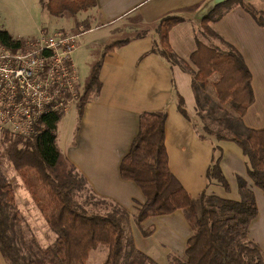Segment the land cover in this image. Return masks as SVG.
Instances as JSON below:
<instances>
[{"label": "trees", "instance_id": "1", "mask_svg": "<svg viewBox=\"0 0 264 264\" xmlns=\"http://www.w3.org/2000/svg\"><path fill=\"white\" fill-rule=\"evenodd\" d=\"M255 4L250 0H228L209 11L201 20L204 35L211 42L198 37V48L191 60L197 67L193 71V88L197 100V116L203 121L207 115L220 110L224 116L230 135L214 131L210 124L201 122V130L194 116L188 112L183 96L179 93L178 107L190 119L202 139H209L213 146L214 157L207 176L209 183L214 181L230 191V184L220 163L222 148L217 141L230 140L237 143L246 158L248 175L255 185L264 191V129L248 128L243 116L254 102L252 73L242 53L225 40L210 25L223 12L221 7L231 9L242 6L255 20L264 25V0ZM43 9L50 16L62 18L76 16L82 11L97 5V0H42ZM184 20L179 14H168L159 20L158 41L153 51L165 57L172 64H186L174 54L169 42L173 26ZM77 31L91 28L89 19L76 22ZM3 44L18 48L28 38L14 36L7 29H0ZM217 40L215 43L213 40ZM129 39L112 42L105 47L109 52L124 45ZM102 60L93 69L86 90L77 104L79 116L92 91L101 88L99 72ZM213 86L216 98L213 99L206 88ZM202 87V88H201ZM216 100V101H215ZM230 106L232 114L224 106ZM65 112L46 116L38 125L40 133L23 138L9 131L4 133V146L0 149V164L7 160L15 172L22 177L33 200L47 220L49 229L57 234L54 244L29 256L21 253L20 245L12 239L13 226L16 225L14 211L15 193L10 183L0 186V250L9 264H86L92 249L100 243L109 247L103 264H159L153 258L139 251L133 240L123 239L124 228L129 225V212L111 200L96 195L89 188L86 178L74 166L60 172L58 163L61 152L58 147L57 131ZM167 112L145 111L139 116V132L129 151L120 164L123 179L132 180L140 186L146 196L135 217L143 229V222L159 215L171 214L179 209L186 212L188 222L193 228L186 247V257L176 254L170 256L169 264H264V251L249 236V227L258 215V204L254 190L245 178L238 176L240 199L225 198L202 192L193 196L172 172L166 147ZM1 168V166H0ZM65 171V170H63ZM88 188V189H86ZM77 192L80 195L77 197ZM6 195V199L2 196ZM148 236L152 230H143ZM16 239L17 236H14ZM19 240V236L18 239Z\"/></svg>", "mask_w": 264, "mask_h": 264}, {"label": "crops", "instance_id": "2", "mask_svg": "<svg viewBox=\"0 0 264 264\" xmlns=\"http://www.w3.org/2000/svg\"><path fill=\"white\" fill-rule=\"evenodd\" d=\"M209 2L97 0L95 7L81 12V19L77 16L79 13L72 17L75 19L72 28H76L77 21L89 19L91 22L90 29L74 32L78 35V48L84 45L82 53L93 51L87 60L90 70L86 83L83 84L80 76L81 94L86 90L94 66L102 60L99 72L101 88L96 93H89L74 138L65 140L64 145L58 144V147L65 161L85 176L89 188L96 195L113 201L129 212L137 248L150 252L152 258L161 264H168L171 254L186 257L193 228L182 209L146 219L142 223L143 229L136 223L135 217L146 196L138 184L121 177L120 164L139 132V116L145 111L167 112L169 165L190 194L198 196L207 191L225 198L240 199L238 176L247 180L258 204V215L250 224L249 236L264 251V191L248 175L242 148L230 140L216 142L222 148L220 166L229 181L230 191L215 181L210 184L207 172L216 153L214 146L209 139L200 138L192 121L178 107L179 93L188 112L193 116L196 113L192 72L197 71V67L191 56L198 48L197 32L202 18L209 12ZM168 14L184 17L169 33L172 50L178 59L186 62L184 66L172 64L153 51L158 41L159 20ZM137 24L142 26V31L132 33ZM210 25L244 56L252 73L254 102L243 116V122L248 128L264 129V25H260L240 5L223 12ZM118 30L125 34L118 40L129 41L104 52L112 42L107 44L101 40ZM107 33L109 35L98 39V35ZM76 61L80 63L79 54L74 58L79 72ZM74 117V114L66 115L63 120L72 121ZM143 230H152V233L146 236Z\"/></svg>", "mask_w": 264, "mask_h": 264}, {"label": "built area", "instance_id": "3", "mask_svg": "<svg viewBox=\"0 0 264 264\" xmlns=\"http://www.w3.org/2000/svg\"><path fill=\"white\" fill-rule=\"evenodd\" d=\"M78 35L65 29L40 32L18 47L0 39V131L28 138L48 115L68 112L81 96L73 53Z\"/></svg>", "mask_w": 264, "mask_h": 264}, {"label": "rangeland", "instance_id": "4", "mask_svg": "<svg viewBox=\"0 0 264 264\" xmlns=\"http://www.w3.org/2000/svg\"><path fill=\"white\" fill-rule=\"evenodd\" d=\"M251 2L255 4H262L261 0H250ZM228 9L226 6L221 7L220 12H226ZM83 15V14H82ZM81 12L77 15L79 19H81L82 16ZM73 16H65L62 18H57L50 16L48 13H46L43 9V3L42 0H0V29H7L9 30L14 36L24 37V38H33L40 34V32H47V31H53L55 29H65L71 32H77L76 28H72L71 26L74 24L75 19ZM69 20V21H68ZM139 23V22H138ZM133 27V26H132ZM132 30V33H135V30L137 32H141L140 30L142 26L137 24V27ZM198 37L210 44L211 42L208 40V38L204 35L202 31V27L200 26L198 28ZM98 35V39H102L105 37ZM123 34L121 31H115V33L111 36H109L105 40H101L105 43H110L115 40H118L120 37H123ZM111 39V40H110ZM215 43H217V40H213ZM84 45L77 48L73 53V58H77V55L79 54V60L80 63L77 65L80 69L79 73L82 78L83 84L86 83L88 76V69L90 66H88V57H91L93 55L92 52H84L83 48ZM87 57V58H86ZM92 69V68H91ZM90 70V69H89ZM202 88V87H201ZM213 86H208L206 88L213 99L216 98L215 96V89H213ZM97 92L96 85L93 84L92 93ZM216 101V100H215ZM225 110L227 112H230L232 114L231 107L224 106ZM78 109L77 107H73V109L64 115L70 116L72 114L75 115L74 119L72 121H68L67 119H62L63 122L59 124L60 130L57 131V136L60 134V137L58 140V144L60 146L64 145L65 140H71L74 138V131L78 127ZM197 113V109H196ZM195 113L194 119L198 122V127L201 130V122L205 121L206 123L210 124L212 129L222 135L229 136L230 131L226 127L225 122H220L219 117L224 116V111H216L211 115H207V118L203 121L197 116ZM63 117V118H64ZM211 138L213 141L217 142L216 136L211 135ZM4 146V133L0 131V149ZM61 155L60 161L58 163V168L60 169V172H65L70 169V164H68L65 161V158ZM0 186L3 184L10 183L13 187V191L15 193V207L14 211L16 214V225L13 226L12 235L17 236L15 239L14 236H12V239L20 245L22 241L26 242V245L22 246L21 244V253L24 256H29V252L37 251L40 248H46L49 245H53L57 234L51 233L49 230V226L47 223L46 218L44 215L40 212L38 206L36 205L35 201L33 200L29 190L27 189L23 179L21 176H19L15 170L13 169V165L9 163L7 160H3V162L0 164ZM65 170V171H63ZM88 189V188H86ZM80 195L79 192H77L76 196L78 197ZM3 199H6V195L2 196ZM19 236V240L18 239ZM130 237L135 247V235L133 234V230L131 227V219L129 222V225L124 228L123 231V239L124 241L127 240V238ZM138 249V248H137ZM143 252L144 255H147L152 258L150 252L146 250H140ZM109 253V247L105 243H100L95 249H92L88 259L86 260V264H103ZM150 254V255H149ZM174 254H171L172 256ZM171 261V258L169 259V262ZM157 262V261H156ZM159 263V262H157ZM0 264H9L6 257L3 255L2 251L0 250ZM161 264V263H159ZM169 264V263H168Z\"/></svg>", "mask_w": 264, "mask_h": 264}, {"label": "water", "instance_id": "5", "mask_svg": "<svg viewBox=\"0 0 264 264\" xmlns=\"http://www.w3.org/2000/svg\"><path fill=\"white\" fill-rule=\"evenodd\" d=\"M228 0H210L208 4L209 11L214 10L217 6L225 3Z\"/></svg>", "mask_w": 264, "mask_h": 264}]
</instances>
